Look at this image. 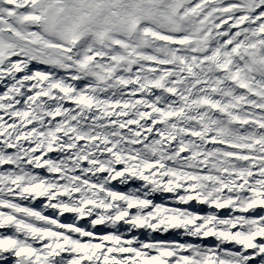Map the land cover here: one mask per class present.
Instances as JSON below:
<instances>
[{
    "label": "snow or ice",
    "instance_id": "obj_1",
    "mask_svg": "<svg viewBox=\"0 0 264 264\" xmlns=\"http://www.w3.org/2000/svg\"><path fill=\"white\" fill-rule=\"evenodd\" d=\"M0 264H264V0H0Z\"/></svg>",
    "mask_w": 264,
    "mask_h": 264
}]
</instances>
